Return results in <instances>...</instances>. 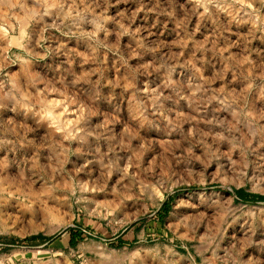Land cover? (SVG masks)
Here are the masks:
<instances>
[{
  "label": "rangeland",
  "instance_id": "1",
  "mask_svg": "<svg viewBox=\"0 0 264 264\" xmlns=\"http://www.w3.org/2000/svg\"><path fill=\"white\" fill-rule=\"evenodd\" d=\"M238 189L264 195V0H0V254L138 227L264 264Z\"/></svg>",
  "mask_w": 264,
  "mask_h": 264
},
{
  "label": "crops",
  "instance_id": "2",
  "mask_svg": "<svg viewBox=\"0 0 264 264\" xmlns=\"http://www.w3.org/2000/svg\"><path fill=\"white\" fill-rule=\"evenodd\" d=\"M137 229L122 231L116 240L117 248L110 247L104 239L94 241L74 231L40 246L13 245L9 253L0 254V264H197L190 255L180 254L164 243L163 237L159 242H139Z\"/></svg>",
  "mask_w": 264,
  "mask_h": 264
},
{
  "label": "trees",
  "instance_id": "3",
  "mask_svg": "<svg viewBox=\"0 0 264 264\" xmlns=\"http://www.w3.org/2000/svg\"><path fill=\"white\" fill-rule=\"evenodd\" d=\"M236 193L239 196H244V197L249 196L250 198H255V199L258 198V199L264 200V195H260V194H249V193L243 192L240 189L236 190Z\"/></svg>",
  "mask_w": 264,
  "mask_h": 264
}]
</instances>
